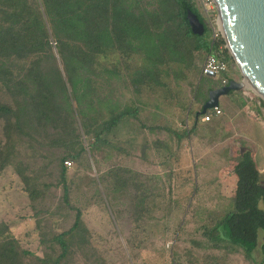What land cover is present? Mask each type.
Returning <instances> with one entry per match:
<instances>
[{
  "label": "rangeland",
  "instance_id": "obj_1",
  "mask_svg": "<svg viewBox=\"0 0 264 264\" xmlns=\"http://www.w3.org/2000/svg\"><path fill=\"white\" fill-rule=\"evenodd\" d=\"M215 28L216 38H224ZM213 36L210 26L204 37ZM223 48L229 50L226 42ZM206 57L198 54L190 68L171 61L160 65L157 79L137 94L131 84L135 73L151 66L144 54L99 56V96L119 110L134 104L140 113L138 120L127 117L113 125L104 142L90 147L82 125L75 123L87 152L66 172L70 204L57 185L56 158L62 150L40 148L36 141L17 145L20 157L0 171V221L9 222L22 247L35 254L27 264H40L38 258L50 259L59 251L52 237L73 225L79 208L89 233L64 264H261L260 249L249 259L239 245L209 234L234 207V160L249 150L264 173V99L246 84L220 97L221 114L209 121L197 116L200 95H208L210 84L219 85L222 78L221 73L202 77ZM104 68H116L118 74L110 76ZM229 71L244 80L235 60ZM93 114L98 125L110 116L103 105ZM154 124L192 134L177 139L171 131L150 129ZM4 125L0 119V148ZM54 131H44L41 141L47 132L50 139L61 132ZM29 186L42 195L33 200Z\"/></svg>",
  "mask_w": 264,
  "mask_h": 264
},
{
  "label": "trees",
  "instance_id": "obj_2",
  "mask_svg": "<svg viewBox=\"0 0 264 264\" xmlns=\"http://www.w3.org/2000/svg\"><path fill=\"white\" fill-rule=\"evenodd\" d=\"M189 10L204 23L205 33L210 30L196 0H0V119L5 122L6 136L0 148V171L20 157L17 145L24 140L36 141L40 148L61 149L56 158L57 185L70 204L66 178L70 166L66 161L79 164L87 152L75 123L82 125L90 147L104 142L107 131L130 114L99 96L95 86L99 56L114 51L144 54L151 66L135 73L136 91L154 81L159 66L169 61L187 68L193 66L198 54H215L229 67L234 61L223 48L224 38L207 39L205 33L192 31ZM103 71L110 76L118 74L116 68ZM222 75L219 85L210 84L208 95H200L203 104L211 89L234 79L230 71ZM102 105L110 116L98 125L93 113ZM50 127L61 132L51 135L52 139L47 132L41 141ZM231 172L236 177L234 207L209 236L234 242L249 259L260 249L264 264V173L249 150L234 160ZM28 191L33 200L42 195L36 186H29ZM76 210L73 225L52 237L59 251L50 259L38 258L40 264H64L73 247L85 242L89 228L82 210ZM34 256L22 247L10 223L0 221V264H27Z\"/></svg>",
  "mask_w": 264,
  "mask_h": 264
},
{
  "label": "water",
  "instance_id": "obj_3",
  "mask_svg": "<svg viewBox=\"0 0 264 264\" xmlns=\"http://www.w3.org/2000/svg\"><path fill=\"white\" fill-rule=\"evenodd\" d=\"M223 24V35L229 51L244 80L211 89L199 115L220 105V97L249 84L264 99V0H215ZM188 21L195 34L203 35L205 25L193 11Z\"/></svg>",
  "mask_w": 264,
  "mask_h": 264
},
{
  "label": "built area",
  "instance_id": "obj_4",
  "mask_svg": "<svg viewBox=\"0 0 264 264\" xmlns=\"http://www.w3.org/2000/svg\"><path fill=\"white\" fill-rule=\"evenodd\" d=\"M200 4L203 6V12L204 17L206 18L207 24L210 28L214 30V36L213 39H216L218 37L219 33L217 32V28L215 26H218L219 29L222 30V19L216 4L215 0H198ZM223 33V32H222ZM229 71V65L227 61L224 58H221L219 56H216L215 54H208L203 65H202V74L206 76H217L219 73L223 74L225 72ZM226 80L224 79V83ZM214 112L210 113L209 110L207 113L203 114V120L209 121L211 118L215 115L221 114L222 110L220 107L213 108ZM66 164L68 166L72 165V162L67 160Z\"/></svg>",
  "mask_w": 264,
  "mask_h": 264
},
{
  "label": "crops",
  "instance_id": "obj_5",
  "mask_svg": "<svg viewBox=\"0 0 264 264\" xmlns=\"http://www.w3.org/2000/svg\"><path fill=\"white\" fill-rule=\"evenodd\" d=\"M145 57V56H144ZM145 59H147L146 57H145ZM147 61H149V60H147ZM157 77H158V75H156V77H155V79H157ZM222 78H223V75H222ZM221 78V79H222ZM132 82H133V80H132ZM131 82V84L133 85V90L137 93V94H141V91L142 90H140V91H136V89H135V86H134V83H132ZM152 83H153V81H152ZM147 83H144L143 84V86H145ZM142 86V87H143ZM223 86V85H222ZM220 87V86H219ZM142 89V88H141ZM208 100V99H207ZM204 105V104H203ZM203 107V106H202ZM129 110V112H130V114H128V115H126L124 118H127V117H133V118H135V119H137L138 120V114L140 113V108L138 107V106H135L134 104L132 105V107L130 108V109H128ZM198 114V113H197ZM198 116V115H197ZM216 116V115H215ZM142 126L143 127H147V126H144V124H142ZM195 127V126H194ZM149 128L150 129H152V130H168V131H171V132H173V136H175L177 139H184V138H188V137H190L191 136V134H192V132H190V131H188V132H184V134H180V133H177L176 131H174V130H172V129H170L169 127H164V126H160L159 124H154V125H151V126H149Z\"/></svg>",
  "mask_w": 264,
  "mask_h": 264
},
{
  "label": "bare ground",
  "instance_id": "obj_6",
  "mask_svg": "<svg viewBox=\"0 0 264 264\" xmlns=\"http://www.w3.org/2000/svg\"><path fill=\"white\" fill-rule=\"evenodd\" d=\"M222 30L224 31L223 26H222Z\"/></svg>",
  "mask_w": 264,
  "mask_h": 264
}]
</instances>
